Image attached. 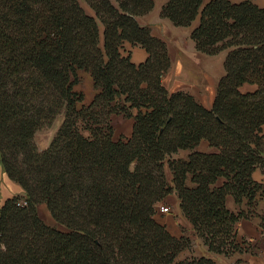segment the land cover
<instances>
[{
	"label": "trees",
	"instance_id": "1",
	"mask_svg": "<svg viewBox=\"0 0 264 264\" xmlns=\"http://www.w3.org/2000/svg\"><path fill=\"white\" fill-rule=\"evenodd\" d=\"M0 0V167L27 194L0 209V264H220L253 251L238 223L256 214L264 182V7L253 0H167L161 16L189 26L197 50H227L211 108L170 92L164 39L137 17L155 0ZM147 59L136 64L126 43ZM96 93L84 103L80 71ZM255 85L253 91L241 87ZM134 118L114 138L113 116ZM62 117L50 144L36 134ZM206 140L215 151L197 149ZM180 150H190L186 158ZM176 193L180 211L207 247L180 258L193 238L157 220ZM233 196L247 209L226 204ZM47 205L62 230L46 223ZM258 215V214H257ZM261 227L264 235V214Z\"/></svg>",
	"mask_w": 264,
	"mask_h": 264
},
{
	"label": "crops",
	"instance_id": "2",
	"mask_svg": "<svg viewBox=\"0 0 264 264\" xmlns=\"http://www.w3.org/2000/svg\"><path fill=\"white\" fill-rule=\"evenodd\" d=\"M166 1L167 0H155L154 7L150 12L137 17L141 25L150 26L152 34L164 39L167 43L171 64L162 77L163 83L170 92L183 91L190 93L205 107L211 108L216 97L218 83L226 72L224 61L227 50H223L215 55H209L197 50L191 33L199 24L200 16L189 26H177L169 18L161 16V10ZM208 1L209 0H205L204 3ZM232 1L240 2L243 0ZM253 1L264 7V0ZM86 11L89 14H94V10L89 5ZM125 46L126 51L128 50L127 52L125 51V54L130 52L131 60L134 63L140 64L147 59L148 52L142 46H133L129 42L126 43ZM80 75L81 82L76 85V89L84 92V103L88 104L92 101L97 91L94 88L93 78L89 72L82 70L80 71ZM82 81L85 82L86 88H82ZM85 85L83 86L85 87ZM255 88V85L246 83L241 87V90L247 92L253 91ZM113 125L115 139H119L120 137L129 138L133 133L134 118L114 115ZM197 149L203 152L216 150L211 147L206 140L201 141ZM189 152L190 150H180L176 156L186 158ZM253 177L256 181L264 182V169L257 168L253 173ZM21 190L23 191V189ZM6 199L7 198H4L0 205H2ZM167 199L173 208V213L166 214V216L157 220L166 225L168 230L177 237L184 234L192 235V224L181 213L177 195L173 193ZM226 204L228 208L234 212H237L241 208H248L246 199L239 205L233 196L227 197ZM263 214L264 197L258 200L256 214L247 219H242L238 223L239 240L247 239L250 241L254 247L253 251L236 252L230 256L217 255L216 258L220 264H264V235L262 234V219L260 217V215ZM183 227H185V231ZM194 238V248L183 251L180 254L182 258L192 254L200 256L207 250V247L202 243L200 238Z\"/></svg>",
	"mask_w": 264,
	"mask_h": 264
},
{
	"label": "rangeland",
	"instance_id": "3",
	"mask_svg": "<svg viewBox=\"0 0 264 264\" xmlns=\"http://www.w3.org/2000/svg\"><path fill=\"white\" fill-rule=\"evenodd\" d=\"M80 2L82 4V6L85 8V10L88 9V5H87V2L85 0H80ZM83 85H85L84 81H82V88H86V85H85V87ZM61 121H62V117H59L56 120V122L51 127L43 128L36 134V141H37V144H38L40 149H44L50 144V142H51V140H52L57 128L59 127V125L61 123ZM21 189H23V191ZM0 193H1L0 204H1V201L4 198L8 199V198L15 197V196L19 197V203L20 204H22V205L23 204L24 205L27 204V194H26L24 188L18 182L13 181L12 179H10L8 174L6 173L5 169H3L2 166L0 167ZM161 205L169 206L170 207V211H168L166 213H161L159 211V207ZM1 206L2 205H0V209H1ZM159 207H158V213H157V216H156L157 219H161L162 217L166 216V214L173 213V208L170 205V202L168 201V199L164 203H161L159 205ZM38 211H39L40 216L42 217V219L46 223L54 225V226H56V227H58L59 229H62V230L66 229L65 226L57 223L54 220V218H53L52 214L50 213V211H49V209H48L46 204H44V203L39 204ZM183 228H184L183 230L185 231V227H183ZM190 236H192V238H193V245H192V247L190 249H186V250H191L192 248H194L193 246L195 245V243H194V240H195L194 237H196L195 233L193 232L192 235H190ZM192 255L193 256H197V255H194V254H192ZM192 255H189V256H192ZM181 256H180V258H182Z\"/></svg>",
	"mask_w": 264,
	"mask_h": 264
},
{
	"label": "built area",
	"instance_id": "4",
	"mask_svg": "<svg viewBox=\"0 0 264 264\" xmlns=\"http://www.w3.org/2000/svg\"><path fill=\"white\" fill-rule=\"evenodd\" d=\"M159 211H160L161 213H166V212L170 211V207L167 206V205H161V206L159 207Z\"/></svg>",
	"mask_w": 264,
	"mask_h": 264
},
{
	"label": "water",
	"instance_id": "5",
	"mask_svg": "<svg viewBox=\"0 0 264 264\" xmlns=\"http://www.w3.org/2000/svg\"><path fill=\"white\" fill-rule=\"evenodd\" d=\"M176 194V193H175ZM177 195V194H176ZM179 206H181L180 204H179Z\"/></svg>",
	"mask_w": 264,
	"mask_h": 264
}]
</instances>
